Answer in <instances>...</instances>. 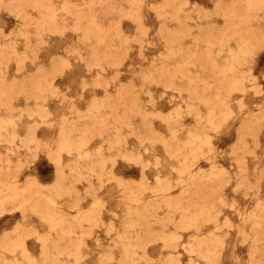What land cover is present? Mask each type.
Instances as JSON below:
<instances>
[{"label": "rangeland", "instance_id": "1", "mask_svg": "<svg viewBox=\"0 0 264 264\" xmlns=\"http://www.w3.org/2000/svg\"><path fill=\"white\" fill-rule=\"evenodd\" d=\"M0 264H264V0H0Z\"/></svg>", "mask_w": 264, "mask_h": 264}]
</instances>
